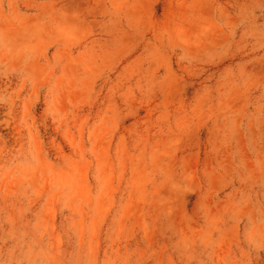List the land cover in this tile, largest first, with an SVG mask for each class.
Segmentation results:
<instances>
[{"label":"rangeland","instance_id":"374dc122","mask_svg":"<svg viewBox=\"0 0 264 264\" xmlns=\"http://www.w3.org/2000/svg\"><path fill=\"white\" fill-rule=\"evenodd\" d=\"M132 2L0 0V264H264L257 238L233 239L242 211L246 232L264 219V109L250 97L264 78V0ZM166 10L160 34L147 17ZM160 46L191 66L183 85L179 63L156 67ZM21 81L43 85L27 115ZM173 94L207 105V149L153 134L150 105ZM72 114L91 133L78 145L53 124ZM22 118L40 128L35 152Z\"/></svg>","mask_w":264,"mask_h":264},{"label":"clouds","instance_id":"9594fccd","mask_svg":"<svg viewBox=\"0 0 264 264\" xmlns=\"http://www.w3.org/2000/svg\"><path fill=\"white\" fill-rule=\"evenodd\" d=\"M133 8L147 7L150 9L151 0H133L129 5ZM156 24V31L163 34L167 31L168 25V12L165 11L164 15L159 18L147 17ZM179 48H167L160 46L156 52V59L159 62L156 67H163L165 64H176L179 63V67L174 68L173 72L170 74L171 79L177 85H183L186 79L192 74L190 69L191 66L184 64L183 60L177 61L176 53ZM247 55V53H245ZM198 79L201 82V86H206L211 92L213 76H210L207 72H202L199 74ZM43 90V85L40 82L25 85L24 81H21L17 88L14 90L17 93V98L21 99L22 103L19 106L21 111L27 115L32 103L37 97V93ZM23 93V95H20ZM256 93L260 94V101L262 109H264V78H262L259 83L254 84L253 90L250 93L254 95ZM136 97H132L135 99ZM143 100V96H140ZM198 97H194L190 102H182L178 94H173L168 96L166 99L160 102H153L149 108V127L154 128L156 131L153 134L160 133L166 135L170 141V146L175 147L181 144L186 138L195 144L201 146L203 149H207L208 145L205 143L203 137L205 135V129H208L207 135L209 137V142L215 132L213 125V116L210 114L209 109L206 104H198ZM57 104L58 100L55 101ZM253 102L251 98L249 99L248 108L246 111H252ZM47 118V114L41 119L40 123L44 124V119ZM53 124L57 131L62 132L65 137L73 136L76 140L77 145L80 142V138L86 133L91 139V133L85 126V121L80 120L77 122V116L72 114L68 118H54ZM45 130L47 125H44ZM23 130V131H22ZM17 132H21L25 137V142L28 144L29 149L33 152L37 151L42 143L41 131L37 126L34 119L27 121L23 118L17 125ZM158 180L164 181L167 184L166 177L161 174L157 177ZM194 181V176L188 174L185 176L184 180L181 182V187L184 184H189ZM262 216H264V208L261 209ZM249 216V211H242L241 215L237 221V232L234 234L233 239L239 241L243 244L245 241H251L253 237L257 238L260 242V246L264 247V219H262V227L259 231L254 233H249L245 231L244 224L247 222ZM243 255V253H242ZM236 264H250L247 259H241Z\"/></svg>","mask_w":264,"mask_h":264}]
</instances>
